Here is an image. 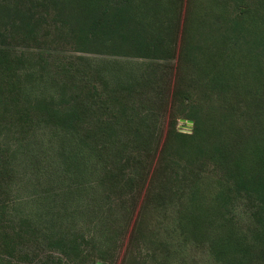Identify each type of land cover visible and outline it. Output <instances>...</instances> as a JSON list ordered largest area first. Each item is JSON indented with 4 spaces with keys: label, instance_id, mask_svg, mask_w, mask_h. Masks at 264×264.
Returning <instances> with one entry per match:
<instances>
[{
    "label": "trees",
    "instance_id": "16d2710c",
    "mask_svg": "<svg viewBox=\"0 0 264 264\" xmlns=\"http://www.w3.org/2000/svg\"><path fill=\"white\" fill-rule=\"evenodd\" d=\"M48 2L84 50L140 58L171 51L175 61L163 140L136 160V171L126 168L133 161L127 157L110 161L104 172L112 188L128 190L132 199L120 264H264V0ZM23 25L30 39L35 25ZM18 59L0 47V111L24 126L33 115L61 120L46 104L29 103ZM179 118L192 120L189 132L176 128ZM100 133L111 139L109 149L113 138ZM99 152L95 144L72 153L81 176L88 165L111 160ZM6 209L2 201L0 264H25L30 254L20 247L34 230L13 229ZM64 252L67 260L52 253L30 260L73 264Z\"/></svg>",
    "mask_w": 264,
    "mask_h": 264
},
{
    "label": "rangeland",
    "instance_id": "374dc122",
    "mask_svg": "<svg viewBox=\"0 0 264 264\" xmlns=\"http://www.w3.org/2000/svg\"><path fill=\"white\" fill-rule=\"evenodd\" d=\"M41 1H0L8 6L0 5V47L19 57L18 79L29 103L46 104L61 120L33 115L24 126L0 111V203H7L13 229L34 230L20 247L30 254L25 264L51 253L66 259L64 251L73 264H120L132 199L128 190L112 188L104 172L113 167L110 161L127 157L133 161L126 168L136 171V160L163 140L175 61L171 51L140 58L84 50L67 19L55 16L49 0L45 6ZM24 22L35 25L34 39L25 40ZM73 110L78 116L66 117ZM188 120L177 119L176 128L189 132ZM102 130L113 138L109 149ZM95 144L99 157L107 153L111 160L88 165L81 176L72 153ZM102 232L109 244L100 241Z\"/></svg>",
    "mask_w": 264,
    "mask_h": 264
},
{
    "label": "water",
    "instance_id": "95a60500",
    "mask_svg": "<svg viewBox=\"0 0 264 264\" xmlns=\"http://www.w3.org/2000/svg\"><path fill=\"white\" fill-rule=\"evenodd\" d=\"M187 122H189V124H191V125H192V121H191V120H188ZM191 125H190V126H188V127H190V128H191Z\"/></svg>",
    "mask_w": 264,
    "mask_h": 264
}]
</instances>
